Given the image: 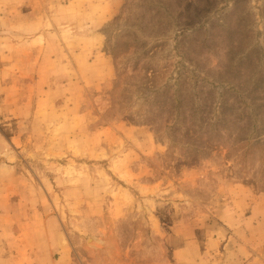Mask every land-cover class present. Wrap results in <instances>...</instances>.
Here are the masks:
<instances>
[{"label":"rangeland","instance_id":"obj_1","mask_svg":"<svg viewBox=\"0 0 264 264\" xmlns=\"http://www.w3.org/2000/svg\"><path fill=\"white\" fill-rule=\"evenodd\" d=\"M0 264H264V0H0Z\"/></svg>","mask_w":264,"mask_h":264},{"label":"crops","instance_id":"obj_2","mask_svg":"<svg viewBox=\"0 0 264 264\" xmlns=\"http://www.w3.org/2000/svg\"><path fill=\"white\" fill-rule=\"evenodd\" d=\"M111 1L106 5V3H104V2H100V4H101V6L103 5L104 7H103V10H105V12L106 13H101L100 15H102V16H104L106 19L104 20L105 22L106 21H108L109 19H110V17H112V14H113V8L111 7ZM115 5H120V2H119V4H118V2H116V4ZM104 17H103V19H104ZM95 20H97L98 21V19H95ZM91 21H93V20H91ZM95 23V22H94ZM102 23V22H101ZM104 23V22H103ZM96 24V23H95ZM247 196H252L253 194H254V190H253V188L251 187V186H247ZM253 196H255V195H253ZM259 199V198H258ZM245 213H247L248 214V216H249V218H250V216H251V214H252V212H251V210H250V207L248 208V210H246L245 211Z\"/></svg>","mask_w":264,"mask_h":264},{"label":"bare ground","instance_id":"obj_3","mask_svg":"<svg viewBox=\"0 0 264 264\" xmlns=\"http://www.w3.org/2000/svg\"><path fill=\"white\" fill-rule=\"evenodd\" d=\"M89 243L93 244V245H97L96 242L94 240H91V239L89 240Z\"/></svg>","mask_w":264,"mask_h":264}]
</instances>
